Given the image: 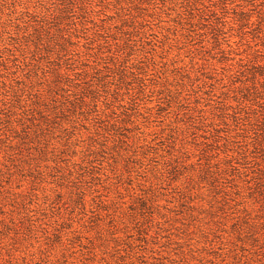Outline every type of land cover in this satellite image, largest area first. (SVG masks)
I'll use <instances>...</instances> for the list:
<instances>
[{
  "label": "rangeland",
  "instance_id": "rangeland-1",
  "mask_svg": "<svg viewBox=\"0 0 264 264\" xmlns=\"http://www.w3.org/2000/svg\"><path fill=\"white\" fill-rule=\"evenodd\" d=\"M0 264H264V0H0Z\"/></svg>",
  "mask_w": 264,
  "mask_h": 264
}]
</instances>
